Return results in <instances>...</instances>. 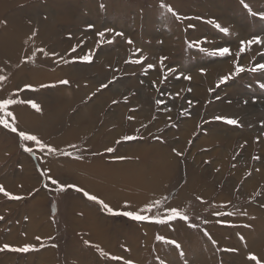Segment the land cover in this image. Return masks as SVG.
Segmentation results:
<instances>
[{
    "label": "rangeland",
    "instance_id": "1",
    "mask_svg": "<svg viewBox=\"0 0 264 264\" xmlns=\"http://www.w3.org/2000/svg\"><path fill=\"white\" fill-rule=\"evenodd\" d=\"M7 1L18 2L5 10L0 0V35L4 24L34 28L45 44L29 40L32 52L17 48L2 60L28 81L20 89L0 81V264H264L249 208L264 212V0ZM42 23L55 32L45 35ZM37 57L46 62L35 65ZM192 85L202 90L194 94ZM19 90L33 99L19 101ZM75 96L70 120L95 105L105 119L128 106L125 133L78 152L28 129L47 102ZM134 113L146 116L138 127L130 125ZM190 119L182 150L185 139L169 134L184 132ZM137 142L139 151L126 149ZM165 144L175 152L169 180L133 197L135 177L124 165L146 160L149 176L161 154L173 160L158 146ZM69 158L79 163L74 172L63 170ZM108 164L118 173L95 169ZM185 226L194 239L170 235Z\"/></svg>",
    "mask_w": 264,
    "mask_h": 264
},
{
    "label": "bare ground",
    "instance_id": "2",
    "mask_svg": "<svg viewBox=\"0 0 264 264\" xmlns=\"http://www.w3.org/2000/svg\"><path fill=\"white\" fill-rule=\"evenodd\" d=\"M17 2H14L13 4L10 5V2L9 1L2 0V3L4 5H7L9 3L7 5V8L5 10H8L11 6H14ZM0 13H2V12H0ZM42 24H43V26L40 27V30L45 35L49 36L51 33H54L55 32V27H52V26L48 25L47 23L46 24L42 23ZM4 25H7L6 30H4V32H3L5 34L2 33V35H0V70L2 72V74L0 76V81L3 80L4 78H7L6 81H8L10 83L11 82H14L17 85V88L20 89L28 81V78H27L28 75L25 74L27 77L26 76H23L24 75V71H23L24 69H20L18 71V68H17L16 69L17 71H14V69H12V67L11 68L8 67L5 64L4 61H6V58H8V56L14 55L13 52L17 48L18 49L16 51V55H20L21 56L22 53L25 54V52H28V53L29 52H32L34 46L29 47V45H27L26 42L29 41V40H33V39H35V40H37V39L43 40L41 38L43 36H41L40 33L39 34L38 33L35 34L34 33V31H35L34 28L28 34L27 32L24 33L26 30L21 31V32H19V31L14 32L10 28L11 25H9V24H4ZM150 32L151 31H149L147 34H149ZM21 36H23L22 41H25V38H26V41L23 43V46H22L21 40H20V37ZM44 41L45 40H43L42 42H44ZM47 42H49V41L47 40ZM44 44H45V42H44ZM19 45H20V47H19ZM34 49H36V47ZM20 59L21 58H19V61H17L15 64L20 63L21 62ZM2 60H4V61H2ZM33 60H34L33 62L35 63V65H39V64H42V63H45L46 62V60H45L44 57H37V59H33ZM51 64H52V62H51ZM101 67L102 66L99 64L98 66H96L95 69H97L100 72L101 71L104 72V70L101 69ZM20 68H22V67H20ZM103 74L107 75L106 72H104ZM67 75L69 77L71 76V77H75L76 78V72L72 71V69L67 70ZM36 76H39V75L36 74ZM194 76H196V75H194ZM29 78H31V77H29ZM191 87L193 88L192 91L194 92V94H198L202 90V89H200V91H199V89L195 85L194 86L192 85ZM18 92H19V95L17 97L18 100L19 99H24V98L26 100L33 99L32 98V94L31 95L26 94V97L24 96V98H23L22 96L20 97V94H22L21 90H19ZM60 97L56 98L53 102H47L46 103L48 105V107H45V109H43V111L47 115L42 114L40 109H39L40 110L39 112H40V116L41 117L38 114H33L32 115V117H31L32 120L29 122L30 125L28 126V129L29 130H36V129H38L39 131H41V134L44 137H45V134H46L47 136H49L48 137L49 140L53 138V143H60L61 142L62 146L65 145L66 143L70 144L71 148H73L75 146H79L80 148H79L78 152H83L87 148L90 149V147L91 148L93 147V149H95L94 147L97 146V144H98L97 142L98 141H99V144L101 143V145L104 146L102 144V141H103V138L106 137V136L108 137V141L111 139L110 142L114 143L121 134L125 133V129L122 131V126H124L123 124H124L125 119L127 117L126 112H127V108H129L128 106H124L123 109H120L119 108L120 110L117 109L118 111L117 112L114 111L115 113H110L109 116L111 117V119H105V118L102 117L104 115H100L101 112L96 107L97 105H95L93 107H87L86 109H83V110H80L79 112H76L77 114H76V116H74L75 119L70 120L71 117L73 118V115L71 116L69 114V116H68L67 114L70 112L71 107L74 104H76L77 101L82 100L83 94L80 95V97H81L80 100H75L76 96L74 98H72V99L71 98H68V97L67 98L66 97L65 98H60ZM106 98H107V96L105 97V100H106ZM19 101H22V100H19ZM52 106H55V107H52ZM60 106H62L64 108H60ZM74 106L76 107V105H74ZM36 107L38 108V105ZM121 107H122V105H121ZM52 108H53V110H55V108H59L60 111L62 110V112H56V111H59V109H57L53 113L52 112ZM14 109H16L15 112H17L19 114L20 113H23L24 111H26L25 109L19 110V109H17L16 106H15ZM49 109H51V111ZM63 109H65V110L68 109V110L64 114H60V113H63ZM61 117L62 118L65 117V118L61 122L58 123L57 121L59 119H61ZM131 118H132V120L130 121V125H132V126L135 125V127L136 126L138 127V126L142 125V123L144 121H142L139 124H137V123L142 118H145L146 119V116L143 115V117H142L141 114L139 115V114H135L134 113V115H132ZM54 121H55V125H54ZM72 121H75L77 123V125H79V126L78 127H71L72 126V124H71L70 127L65 128V125L68 124L69 122L71 123ZM32 122H34V124H31ZM162 123H163L162 126L164 127V122H162ZM59 124H62V127H60ZM185 124H186L187 128L186 127L183 128L182 131H184V132H180V133L175 132V133H172V132H174L172 130L170 132V134H169L170 136H177V135L180 134L182 140L185 139V142L184 143L180 141V147L182 146L181 147L182 150H184L187 147V141H188V139L191 138V135L193 134L194 128H192V126L194 125V119H190L188 121H185ZM158 125H159V123H157V121H156L150 129L152 131H156V128H157ZM166 125H168V124H166ZM34 128H36V129H34ZM49 128H53V129L51 130ZM137 129H139V128H137ZM157 131H159V130H157ZM164 131L165 130L163 129V131L161 133H164ZM130 132H129V134H130ZM73 135H74V137H73ZM88 136H89V138H88ZM220 137H221V135L218 138H216V140H214V141H217ZM104 143H106V141ZM112 143L108 147H106V148L104 147L102 149L104 150V149L112 148V146H111ZM120 146H123V145H120ZM138 146H139V143L137 142L135 144H131V145L127 146L126 149H128L129 152L135 153L136 151H139ZM158 146L161 149H163V150L169 149V152H171V153L173 152V151H171V148L169 147L170 145H168V146L166 145V148H163L162 145H158ZM65 148L67 149V146ZM47 149H48V147H47ZM122 149H123V147H122ZM52 150L56 151V153H54L55 155H62L64 153H67L68 152V151H64V152L60 153L61 149H59V151L57 149H52ZM71 150H73V149H71ZM174 153L175 152H173V155H172V158H173L172 161H169V159L167 160L165 157H163V154H161V156H160L161 159H159L160 164L157 165L158 170L152 169L151 173L147 177H146L145 174L142 173L143 168L147 164V161L146 160L144 162L142 161L140 163H131V164H128V165H126L127 164L126 163L124 166H128V168L132 172L129 171V172H125L124 174H126L128 176L135 177V179L133 180V182H131V186L128 187L130 189V192L129 193H133L136 189H139L142 186L145 187V188L151 189L153 192H156L160 183H162V182L164 183V182H166V181L169 180V176L167 177V175H168L167 173L169 171H171L175 167ZM71 154H74V152L72 151ZM88 157H90V159H91V156H88ZM56 158L59 159L60 157L59 158L58 157H54V160H57ZM69 160H70V158L69 159H66V161H64V162L62 161L63 163L66 164V165H64L65 168L63 170H67V171H70V172H74V169L76 170V167L78 166L79 163L76 164V161L75 162H71ZM78 160H77V162H78ZM126 161H127V159H126ZM177 163H178V160H177ZM59 164H61V166H62V163H57L53 167L54 168L53 169L54 172L57 171V170L60 171L61 167L59 166ZM164 164L165 165L167 164V165L166 166H163ZM114 165H116V164L114 163ZM118 165H123V164H118ZM83 166L84 165H80V169ZM85 167H87V166H85ZM111 167H113V164L112 165H109L108 164V165H104V166H100V167L97 166L95 169H97L100 173H103L104 172V173H108V174H115L116 171L111 170L110 169ZM167 167H170V168L167 169ZM92 169H94V168H92ZM116 173H118V172H116ZM101 178L104 179L105 177L104 176H101ZM106 180H110V179H107L106 178ZM249 184L250 183H248L246 187H247V190L251 193V190L252 189L254 190V188L251 187ZM85 189H87V188H85ZM88 190H90V189L88 188ZM131 195L136 198V197H140L142 195V193L141 192H136V193H133ZM150 201L151 200L146 201V203H148ZM157 204H160L161 205V203H158V202H157ZM157 204H155V205H157ZM249 208H250V211H253V210L255 211V213H252L253 215H255V214L258 215V219L256 218V220H259V221H258V223L254 224L255 225L254 227L258 230V234L257 235H258L259 239L261 238V240H262L261 243H264V212H262V215H263L262 216L258 212H256V208L255 207H249ZM161 235H165L166 237H169L163 230H162ZM170 235H172L173 237H175L177 239H181L180 241H184L185 239L190 240L192 238V235H193V239H194V234L191 233L190 230H188L186 228V226H185V228H181V229L174 230L173 232L170 233ZM261 240H259V241H261ZM206 244H208V243H206ZM184 245L186 246V243H184Z\"/></svg>",
    "mask_w": 264,
    "mask_h": 264
}]
</instances>
